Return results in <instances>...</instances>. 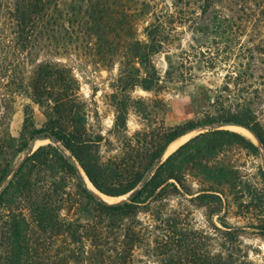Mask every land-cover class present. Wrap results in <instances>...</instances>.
<instances>
[{"label":"rangeland","instance_id":"rangeland-1","mask_svg":"<svg viewBox=\"0 0 264 264\" xmlns=\"http://www.w3.org/2000/svg\"><path fill=\"white\" fill-rule=\"evenodd\" d=\"M65 1L69 0L59 3L62 19H56L63 27L56 23L48 24L46 16L35 28L31 43L24 50H17L14 45L15 29L8 25L10 19L3 21L0 14V40L1 36L5 40L2 43L6 45L4 51L7 57L2 60L4 52L0 42L3 52L0 53V69L7 66L8 73L14 77L22 75L24 84L27 85L39 62L52 60L70 67L79 86L76 92L77 116L81 117V126L91 137L98 134L103 136L104 140L94 153L100 156L104 164L115 155L123 160L132 156L127 142L131 136L135 143L136 140H145L142 132H146L145 142L150 144L153 142V136L148 135L150 132L156 134L161 128L197 122L209 112H215L213 103L217 99L220 101L223 86L231 87L232 93L238 90L232 88L231 80L238 71L237 64L247 60L242 59L240 46L251 47L249 40L253 44L260 41L264 45V0H209L208 7H205L206 0H125L122 6L133 9V35L140 40L144 38L143 27L154 18L166 16L170 22L167 27L168 42L152 60L163 74L167 68L165 56L168 54L172 59L174 76L172 82L166 83L157 91L146 92L135 87L117 94L116 99H125L129 104L128 132L127 135H115L109 133L115 115L114 98L111 95L114 93L112 86L119 85L118 60L121 57L112 55L109 48L106 49L111 57L98 54L85 16L67 12ZM5 2L7 1L0 0V4ZM147 8L149 13H144ZM118 10L121 12L120 6ZM224 19L227 21L224 22ZM222 22L230 23L231 26L226 28L220 24ZM115 39L119 40L115 44L118 50L125 48L122 38ZM63 41H66L64 45L67 50L56 49L55 46L63 47ZM258 75L259 73H255L256 78H247L245 83L256 82L255 88L260 89ZM8 81L7 76L0 78V94H7L9 87L15 86L9 81L11 86L6 87ZM222 94L227 95L225 92ZM229 94L231 95L230 92ZM240 94L245 96L246 93L243 90ZM12 95L14 101L11 103L9 132L16 138L22 134L29 147L33 140L28 139V130L42 126L46 117L43 110L25 94ZM229 103L234 101L224 102L223 106L226 107ZM252 108L264 123V94L254 101ZM230 126L221 128L233 130ZM207 128L194 129L188 138H184H187L184 142ZM251 136L253 137L252 134ZM250 139L259 147L254 137ZM49 143L52 148L37 151L39 146ZM136 146L139 148L138 155L143 156L145 153L140 150L141 147L144 148L143 143ZM57 147L47 139L34 141V147L29 153H35L32 159L36 162L26 172L28 176L25 188L13 192L10 216L4 217H14L18 222H26L31 228L26 237L42 244L39 252L43 251L44 245V249L52 256H58L66 245L62 223L65 220L73 222L79 217L78 182L65 164L58 160L60 151ZM22 157L20 155V159ZM208 162L232 165L239 177L233 182V186H224L220 213L211 215L209 207L212 204L190 200V196L174 192L153 203L148 209H141L139 219L142 226L136 228L141 230L142 239L129 251L131 255L127 258L128 264H163L165 255L161 243L162 239H167L164 235H168L167 241L173 246L170 247L173 248L175 257H181L184 264H193V255L202 258L211 253L227 252L229 243L219 231L225 230L223 224L230 226L229 230L236 236L233 247H229L232 251L239 253V249L252 262L264 264V234L260 233V227L264 225V179L259 176L264 170V153L261 147L254 154L237 147H223ZM76 167L77 175L81 176L87 188L103 200L115 203L127 199V195L111 197L101 194L82 168L78 165ZM197 171L194 169L193 174H197ZM107 183L113 185L115 181L109 179ZM209 185V182L193 176L188 175L186 179V186L193 190ZM103 196L114 199L106 200ZM40 217L43 218V225L38 226ZM3 223L4 219H1L0 236L1 229L4 230ZM4 241L0 237V245Z\"/></svg>","mask_w":264,"mask_h":264},{"label":"trees","instance_id":"trees-1","mask_svg":"<svg viewBox=\"0 0 264 264\" xmlns=\"http://www.w3.org/2000/svg\"><path fill=\"white\" fill-rule=\"evenodd\" d=\"M6 1L0 4V14L3 21L10 19L8 25H12L15 29L14 45L17 46L18 51L28 48L35 28L46 16L48 24L63 27V24L56 22L57 18L62 19V11L59 8L62 0ZM124 1L64 2L67 5V12L85 16L90 27V35L95 39L93 44L98 54L102 57L107 55L111 57V54L121 57L118 60L119 85L112 86L114 93L111 95L114 98L115 115L109 133L115 135L125 133L127 135L128 132L129 104L125 99H116L117 94H123L135 87L146 92L157 91L166 83L172 82L174 76L172 59L168 54L165 56L167 68L163 74L152 60L155 54L162 52L164 44L168 42L167 27L170 22L166 16H158L148 22L142 30L144 38L140 40L133 35L131 19L133 9L122 6ZM206 1L205 7H208L209 0ZM119 6L121 12L118 10ZM145 12L149 13L148 8ZM226 21L224 19V22ZM220 24L225 25L226 28L231 26L230 23ZM115 37L122 38L125 48L122 50L116 48V41L119 40ZM4 41L1 36L0 42ZM249 42L252 43L251 47L240 46L241 57L247 60L237 64L238 71L233 74L231 80L232 88L238 90L232 93L231 87L223 86L219 96L220 101L217 99L213 103L215 112H209L197 122L190 121L183 125L161 128L156 134L150 132L148 135L153 136V142L150 144L145 142L146 132H142L145 140H136L135 143L131 136L127 142L133 157L129 155L127 161L115 155L107 164H104L100 156L94 153L96 147L104 140L103 136L98 134L91 137L81 126V117L77 116L79 113L76 92L79 86L70 67L52 60L39 62L34 67L27 85L24 84L22 75L14 77L8 73L7 66L1 68L0 78L7 76L15 86L9 87L11 84L8 81L7 94H0V220L4 219L2 226L4 230L1 229L0 237L5 240L4 244L0 245V264H128L127 258L131 255L129 251L133 250L132 248L142 239L141 230L136 228L142 226L139 219L140 210L148 209L153 203L161 201L172 192L190 196V200H200L206 205L212 204L209 207L211 215L220 213L224 186H233V182L239 177L234 166L220 162L210 164L208 161L221 152L223 147H237L252 154L261 147L264 153V123L252 108L254 101L259 100L264 94V45L260 41L256 44H253L252 40ZM65 43L66 41H63L61 48L55 46L56 49L67 50ZM2 46L4 52L2 60H6L4 51L6 45L2 43ZM106 48H109L111 54ZM255 73H259L257 78L260 79V89L255 88L256 82L245 83L247 78H256ZM243 90L245 96L240 94ZM222 92L227 95L223 96ZM17 93L29 97L43 110L46 117V122L42 126L28 130V139L51 138L60 151L58 160L65 164L78 182L79 217L73 222L65 220L62 223L66 245L58 256L48 254L44 245L43 251H38L42 249V244L26 237V233L31 230L26 222H18L14 217L4 218L10 216L9 207L13 192L25 188L28 176L26 172L36 162L32 159L35 153L30 154L26 151L28 142L25 137L21 134L16 138L9 132L11 103L14 101L12 94ZM230 100L234 103L223 106L224 102ZM226 124H236L248 129L258 140L259 147L245 135L221 128ZM198 127L208 128L189 138L161 160L170 143ZM141 143L144 145V148L140 149L145 153L143 156L138 155L139 148L136 146ZM49 148H52L50 143L39 146L37 151ZM20 155L23 156L22 159ZM69 158H72L75 164H71ZM77 165L82 168L91 184L101 194L111 197L127 194L129 196L115 203L103 200L89 190L81 176L77 175ZM151 167V172H148ZM194 169L198 170L197 174H193ZM188 175L209 182L210 185L193 190L186 186ZM259 176L264 179V170ZM109 179L114 180L115 183L108 184ZM41 225H43L42 217L39 218L38 223V226ZM223 227L225 230L219 231L229 243L227 252L211 253L202 258L193 255L191 256L193 264H256L245 254H241L239 249H236L239 253L230 249L234 245L236 236L229 230L230 226L223 224ZM260 229V233L264 234V225ZM164 236L168 239V235ZM167 239H162L161 243L165 255L163 264H184L181 257H175L171 248L173 246Z\"/></svg>","mask_w":264,"mask_h":264},{"label":"bare ground","instance_id":"bare-ground-1","mask_svg":"<svg viewBox=\"0 0 264 264\" xmlns=\"http://www.w3.org/2000/svg\"><path fill=\"white\" fill-rule=\"evenodd\" d=\"M231 129L233 130H236L246 136H249L250 138H253L251 136V134L245 130L244 128H241V127H237V126H230ZM190 135L189 134H186V135H183L182 137L176 139L175 141H173L172 143L169 144V146L167 147L166 149V152H165V156L167 154H169L170 152H172L173 150H175L182 142H184V140H186L188 138V136ZM185 137H187L186 139H184ZM106 200H109V199H114V198H110V197H107V196H103Z\"/></svg>","mask_w":264,"mask_h":264},{"label":"water","instance_id":"water-1","mask_svg":"<svg viewBox=\"0 0 264 264\" xmlns=\"http://www.w3.org/2000/svg\"><path fill=\"white\" fill-rule=\"evenodd\" d=\"M226 125H231V126H238V127H241V128H244V127H242V126H240V125H236V124H226ZM245 130H247L248 132H250L248 129H246V128H244ZM188 134V133H187ZM254 137V136H253ZM255 138V137H254ZM256 139V138H255ZM36 140V139H35ZM35 140H33V142L29 145V147L27 148V151L29 152V151H31L32 149H33V147H34V141ZM47 140L49 141V142H53V140L51 139V138H47ZM256 141H257V144L259 145V142H258V140L256 139ZM181 145V144H180ZM169 146V145H168ZM167 146V147H168ZM167 147H166V149H167ZM166 149H165V151H164V153L162 154V157L163 156H165V152H166ZM174 151V150H173ZM69 161L71 162V164H75V162H74V160L72 159V158H69ZM151 170H152V167L149 169V171L148 172H151ZM129 196V194H127V197Z\"/></svg>","mask_w":264,"mask_h":264}]
</instances>
